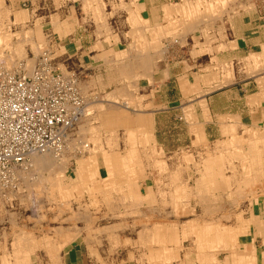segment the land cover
I'll use <instances>...</instances> for the list:
<instances>
[{
  "label": "bare ground",
  "instance_id": "obj_1",
  "mask_svg": "<svg viewBox=\"0 0 264 264\" xmlns=\"http://www.w3.org/2000/svg\"><path fill=\"white\" fill-rule=\"evenodd\" d=\"M185 2L191 13L167 20L186 30L200 28L199 23H215L231 13V8L245 6L234 0ZM178 7L181 5H167L171 12ZM127 8L134 14L132 5ZM215 8L218 10L214 12ZM138 18L136 14L131 16L130 38L143 43L151 38L161 42L167 33L152 30L148 21H141L147 31H139ZM28 19L27 10L0 0V121L10 122L18 114L16 120L24 127L23 133L16 127L14 131L13 127H0V151L7 150L0 156V221H4L5 205L9 203L19 212L28 207L30 221L35 223L30 229L14 225L11 233L2 224L0 264H73L71 249L76 245L85 258L89 254L100 264H113V254L123 249L128 252L127 258H136L138 264H168L173 259L179 264H258V255L264 256L255 240L264 233V129L243 127L249 137L235 138V153L227 161L228 167L217 157V147L206 144L199 159L188 154L184 164L179 161L173 171L155 175V192L141 193L138 180L148 177L142 174L153 167L150 153H146L147 149L150 152L152 118L133 114V101L117 103L119 106L90 101L83 73L56 64L42 23L36 21L26 27ZM186 34L182 31L178 36ZM29 44L42 54H27ZM139 50L130 52L144 55ZM262 52L264 56V48ZM123 55H119L120 61ZM251 59L244 60V68H255V72L264 68V59L257 67ZM17 79L25 83L24 90L14 94L18 102L29 106L28 94L43 111L30 109L25 114L20 106L17 113L5 108L14 98L6 94L8 83ZM48 94L56 99L50 110L40 100ZM58 96H63L61 102ZM44 134L49 136L45 138ZM38 137L42 145L36 143ZM120 140L126 144L123 150L118 145ZM196 140L197 145L200 138ZM20 141L32 145H22L17 156L13 151ZM153 150L157 155L162 153L156 145ZM190 162L201 173L195 186H190V176L184 177ZM68 173L73 178L64 183L62 178ZM132 216H137L138 224L127 220ZM46 218L58 225L46 227L53 233L41 227ZM65 222L71 224L63 225ZM34 228L43 232L34 234ZM135 228L137 238L132 234ZM104 240L107 260L101 252ZM183 249L194 251L196 259L185 261L180 257ZM136 251L139 254L135 257ZM42 252L45 256L40 255Z\"/></svg>",
  "mask_w": 264,
  "mask_h": 264
},
{
  "label": "crops",
  "instance_id": "obj_2",
  "mask_svg": "<svg viewBox=\"0 0 264 264\" xmlns=\"http://www.w3.org/2000/svg\"><path fill=\"white\" fill-rule=\"evenodd\" d=\"M6 1L9 6L29 12L26 27L34 26L36 21L42 23V32L47 46L52 49L54 62L83 73L82 82L89 92L86 97L90 101L101 100L111 106L133 101L130 106L133 114L141 113L152 118L150 152L147 149L146 153H150L153 167H148L142 174L148 177L138 180L141 193L155 192V177L159 172L173 171L179 161L184 164V160H188V154L192 153L199 159L206 144L217 147V157L228 167L227 161L235 153L232 148L235 138L240 135L249 137L244 128L264 129V84L260 81L264 80V68L256 72L255 68H244L245 59L253 58L255 67L264 59V0H234L245 6H235L230 9L231 13L224 14V19L209 25L199 23L200 28L190 30L170 24L168 21L171 20L167 19L190 14L191 8L185 7V1L192 0ZM172 3L181 5L180 9L171 12L167 5ZM127 5H132V11L139 16V31H147L142 22L148 21L152 30L167 33L161 42L151 38L143 43V40L136 42L130 38L133 31L130 21L134 14ZM215 9L214 12L218 10ZM227 16L231 18L228 20ZM182 31H187L183 38L178 36ZM27 47L35 48L31 44ZM133 49H140V54L144 55H133L130 52ZM122 53L125 55L120 61ZM129 77L132 81L128 80ZM198 137L200 142L196 145ZM118 143L123 150L126 144L123 140ZM155 145L162 149V158L153 150ZM160 160L166 162L167 168ZM188 165L190 168L184 170V177L190 176L191 179L187 180L190 186H195L201 173L193 162ZM72 178V173H68L62 180L66 183ZM142 207L147 208L140 205ZM5 208L0 228L4 224L3 228L11 233L14 225L27 229L35 225L30 221L28 207L19 212V208L7 203ZM134 217L127 220L136 223L138 218ZM70 224L65 222L63 225ZM47 226L58 225L51 224L46 218L41 226L45 232L50 231ZM37 231L43 232L34 228V234ZM128 231L126 233H130ZM137 233L135 228L132 232L134 238H137ZM255 240L259 250H264V233L256 236ZM107 249L104 240L101 252L106 260ZM79 250L78 245L71 249L73 264L79 261L78 264H100L96 257L91 258L88 254L85 258ZM43 254L40 253L45 256ZM61 254L65 253L62 251ZM138 254L136 251L135 257ZM127 256L125 249L114 253L113 264H138L134 262L136 258L132 260ZM196 256L194 251L185 249L180 253L185 261L195 260ZM257 263L264 264L263 255H258ZM168 264L179 263L173 259Z\"/></svg>",
  "mask_w": 264,
  "mask_h": 264
},
{
  "label": "built area",
  "instance_id": "obj_3",
  "mask_svg": "<svg viewBox=\"0 0 264 264\" xmlns=\"http://www.w3.org/2000/svg\"><path fill=\"white\" fill-rule=\"evenodd\" d=\"M58 76V75H57ZM28 81L30 80V79H27ZM23 86H25V83L24 82H21L20 81V79H17V80H15V81H11L10 83H8V89H7V93L6 94H10L11 96H13L15 93H17V92H20V91H22V90H24V88H23ZM63 92V91H62ZM58 98H59V101L61 102L62 101V98H63V96H58ZM26 99L27 100H29L31 103H29L28 105L29 106H27V105H25V104H22V103H19L18 101H19V99H17L16 97H15V95H14V98H13V102H10V105L8 106V107H5L6 109H8L9 111H13L14 113H17L18 112V106H20L23 110H24V112H25V114L26 113H28V111H30V109H34V110H36L37 112H41V111H43V107L42 106H39V105H37L35 102H33L32 101V99L30 98V96L28 95V94H26ZM40 100H43V102L44 103H46V104H48V107H47V110H50L51 108H50V106L53 104V103H55V101H56V99L52 96V95H45V96H41V99ZM53 113V112H52ZM21 115H24V114H21ZM56 115L59 117V115H60V112L59 111H57L56 112ZM20 115H18V114H16V115H14L13 116V120L12 121H10V122H8V121H6V120H4V119H1V121H0V127L1 126H8L9 128H11V127H13L12 129V131H14L15 129H14V127H16L17 129H19L20 130V132H22L23 131V125H22V123H20L18 120H16V119H19L18 117H19ZM57 118V117H56ZM57 121V120H56ZM61 121V120H60ZM21 122H23V121H21ZM59 122V121H58ZM11 125H13V126H11ZM36 126V125H35ZM44 126H46V124H44ZM37 129H39V130H41V127L40 126H38V127H36ZM23 133V132H22ZM45 138H47L49 135L48 134H44L43 135ZM18 138V137H17ZM44 138V139H45ZM42 140V138H39L38 137V141L36 142V143H38L39 142V145H42L43 144V142H40ZM41 143V144H40ZM28 144V145H27ZM18 147H16L15 149H16V151H13V152H15V155H19L20 156V151H17L22 145H27L28 146V148H29V145H32L31 143H29V142H26V141H20L19 143H18ZM2 147V145H0V148ZM3 151H7V150H2V151H0V156H1V154L3 153Z\"/></svg>",
  "mask_w": 264,
  "mask_h": 264
},
{
  "label": "rangeland",
  "instance_id": "obj_4",
  "mask_svg": "<svg viewBox=\"0 0 264 264\" xmlns=\"http://www.w3.org/2000/svg\"><path fill=\"white\" fill-rule=\"evenodd\" d=\"M26 51H27V54H29L31 56L35 55L34 57H36L37 55L39 56L40 54H42L38 48H31V49L29 48V49H26ZM159 163H160V161H159ZM194 202L198 203L197 199H193V203ZM187 218L188 217H185L184 220H186Z\"/></svg>",
  "mask_w": 264,
  "mask_h": 264
}]
</instances>
